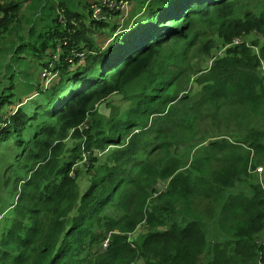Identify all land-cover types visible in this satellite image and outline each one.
<instances>
[{
	"label": "trees",
	"instance_id": "trees-1",
	"mask_svg": "<svg viewBox=\"0 0 264 264\" xmlns=\"http://www.w3.org/2000/svg\"><path fill=\"white\" fill-rule=\"evenodd\" d=\"M55 1L35 3L65 19L55 13L39 33L32 25L5 64L18 69L10 59L22 61L29 47L27 55L51 77L44 83L38 68L18 71L30 90L15 96L22 104L16 108L5 106L13 94H0V147L15 152L10 169L21 178L8 215L2 213L0 264H199L203 255L206 264H264V182L257 172L264 169V46L261 57L242 44L216 60L198 77L197 100L176 95L196 23L218 15L231 42L259 30L264 18L256 12L249 26L245 13L222 12L236 0H115L136 6L121 27L112 22L118 7L94 1L78 11L76 3ZM23 5H0L4 36L21 30L11 31ZM96 6L106 18H94ZM104 30L112 37L102 49L94 31ZM171 47L159 63L157 54ZM137 82L144 83L133 106L111 118L99 113V105ZM91 117L99 119L93 144L122 147L101 167L107 175L80 196L71 175L76 161L62 150ZM211 126L221 141L207 137ZM164 181L166 190L150 203ZM141 224L147 232L132 240Z\"/></svg>",
	"mask_w": 264,
	"mask_h": 264
},
{
	"label": "rangeland",
	"instance_id": "rangeland-1",
	"mask_svg": "<svg viewBox=\"0 0 264 264\" xmlns=\"http://www.w3.org/2000/svg\"><path fill=\"white\" fill-rule=\"evenodd\" d=\"M63 1L67 3L71 8L75 7V3L77 4V7L74 8L78 11H81V5L85 3H90L94 1H102V0H58ZM104 2H107V0H103ZM238 5L235 3H232L229 6H226L223 8L222 12H225L226 14L228 12H231L232 14L236 11H241L242 15L245 13L247 15L248 25L251 26V20L254 18V15L256 12H259L260 16L264 18V0H241V1H235ZM136 6L132 2V5L129 6V9L125 12L122 10L118 11L116 15L118 14V18L115 19V21H112L117 26H125L131 19V15L135 12ZM119 12H122L121 14ZM59 14V16L62 19H65L64 15H60L57 11L54 12V14ZM237 16V15H236ZM219 16H213L208 21H202L196 23V26L194 28L193 26V32H194V43L193 47L191 46L190 49L193 48L192 52L187 56L184 66H187L189 68V71L187 74L180 75V82L178 83L179 92H176V95L179 96V98L182 97H188L191 101H195L198 99V94L200 93L202 86L198 85V77L200 74H204L206 71H209L213 65V63L218 60L219 58H222L226 56V54L229 52L230 49L234 48L235 46H239L242 44H245L247 47H250L252 54L257 55L258 57H261V49L264 46V19L262 21V24L258 29L260 30H250V32L247 35H242L240 37L233 36L232 41H226L225 40V34L231 33L232 31L227 28H221V26L217 23V20H219ZM241 27V26H239ZM97 34L94 31V36H96V42L98 46L102 49L107 48L111 41V35L110 32L106 33L105 30L99 33V31H96ZM88 34L91 33L90 30L87 32ZM23 34V31L20 30L18 33L13 34L10 37V40L6 39V37L3 35V33H0V94L2 92L8 93V95L13 94L9 98H6L5 100V106L8 110L10 108H16L20 104H15L18 99H16L15 96L18 97H25L24 91H29V87L25 85V82L23 81V78L20 77L18 71L22 72H29L33 73L37 70L39 67V64H35L32 57L27 55V52H30V48L26 47L24 50V54L26 56L25 59L22 61H19L16 56L11 58L10 65L12 64L13 60H15V63H21L18 66V69H15L14 66H7V54L8 50H12L11 53H14V48L17 49L19 46H23L26 42H23V40L20 39V35ZM87 34V35H88ZM26 40V39H25ZM5 47V51L3 53L2 48ZM190 49L188 52H190ZM170 52L173 53L172 47L169 48V50L166 53H158L157 54V60L158 62H164L167 61L166 54ZM6 55V56H5ZM84 58V57H83ZM84 60L81 61L82 64ZM262 64H264V61L261 60ZM5 65V66H4ZM41 65V63H40ZM30 68V69H29ZM160 67L155 66L153 68V71H157ZM264 68V66H263ZM15 69V70H14ZM14 70V71H13ZM262 70V68H259V71ZM262 71H260L261 73ZM191 73H193L191 75ZM210 73V71L208 72ZM25 76V74H23ZM51 77V74L49 71H46L45 68H38L37 72V78L39 82L47 83L48 79ZM30 78L33 79V76ZM56 79V78H53ZM144 82H137L136 86L129 87L124 93H116L113 94L111 97H109L105 102L106 108L110 110L109 118L122 114L125 112L130 106H133V103L136 99V95H140L141 92H138L139 88L143 85ZM14 85V87H13ZM24 103L27 102L23 100ZM10 103V104H8ZM15 104V105H12ZM102 105V104H101ZM99 105V108L101 107ZM98 108V111H99ZM101 114V113H100ZM102 115V114H101ZM99 119L96 117H91L89 119L88 123H86L84 126L81 127L80 135L76 138H70L65 140V147L62 150V155L65 154L66 161H72L75 160V164L72 166V172L71 175L75 178L76 183L80 187V196H83L92 186V184L95 181H98L103 175H107V170H100L103 164H106L110 161V158H112V153L119 149L121 146H108L105 148L97 147L95 144H93V139H89L96 134L95 126L98 123ZM171 124H169L170 126ZM163 127V125H162ZM212 127V126H211ZM88 130L89 134H84V131ZM183 132H180L182 134ZM83 134V135H82ZM207 137L212 138L211 140L214 141H221V137H223L221 134L218 133L217 130H215L214 127H212V130L209 131V133H206ZM133 135V134H132ZM130 135V136H132ZM91 142L89 147L87 146V143ZM0 234L2 233V228L5 225L4 217L8 215V209L14 202V193L11 192L12 189L15 187L14 184L18 183L17 187L21 183V178L16 180L12 174L11 167L13 168L16 165V157L15 152L8 149L7 145H4L0 147ZM100 174L98 176V173ZM257 172L259 173L260 177V183L264 182V169L262 167H259L257 169ZM98 176V177H97ZM168 186V182L164 181L162 182L158 187L157 191L153 193L152 200H150V203L154 200H157L160 193L164 192ZM2 213H7L2 214ZM213 234L216 230L213 226H210ZM147 232V228L145 224H141L138 226L137 230L130 235L132 240H139V237ZM216 233V232H215ZM264 238V235L261 239ZM207 258L205 255H203L200 258L199 264H206Z\"/></svg>",
	"mask_w": 264,
	"mask_h": 264
},
{
	"label": "crops",
	"instance_id": "crops-1",
	"mask_svg": "<svg viewBox=\"0 0 264 264\" xmlns=\"http://www.w3.org/2000/svg\"><path fill=\"white\" fill-rule=\"evenodd\" d=\"M4 1H12V0H0V5H2ZM13 1H16V0H13ZM19 1H22L24 5L22 7V11H20V19L18 20L16 24L13 25L11 31H14L18 26H21L20 28L23 31V36H25V38L27 39L28 31L31 28V26L34 25L38 33L43 31L45 29L44 28L45 21L48 22L51 20L50 18L51 16L52 17L54 16L55 10H50L49 13H42L41 8L43 7V5L36 4L35 0H19ZM59 2L61 1H58V0L55 1L56 4ZM11 36L12 35L10 34L5 35L6 39L8 40H10ZM32 41L34 42L33 38H32ZM2 51L4 53L5 47L2 48ZM7 55H8L7 57H9L11 55V51L8 50Z\"/></svg>",
	"mask_w": 264,
	"mask_h": 264
},
{
	"label": "built area",
	"instance_id": "built-area-1",
	"mask_svg": "<svg viewBox=\"0 0 264 264\" xmlns=\"http://www.w3.org/2000/svg\"><path fill=\"white\" fill-rule=\"evenodd\" d=\"M125 3V2H124ZM123 3H121V5H122ZM102 5L103 6H107V5H109V8H112V9H114L115 7L117 8V9H119V7L121 8V6H117V2L114 0H107V2H104L103 0H102ZM116 9V10H117ZM107 17V15L105 14V13H103V8H102V6H96L95 7V10H94V18L95 19H102V18H106ZM260 241H264V238L263 239H261ZM108 240H106V242H105V244H104V247L105 248H107V245H108Z\"/></svg>",
	"mask_w": 264,
	"mask_h": 264
},
{
	"label": "water",
	"instance_id": "water-1",
	"mask_svg": "<svg viewBox=\"0 0 264 264\" xmlns=\"http://www.w3.org/2000/svg\"><path fill=\"white\" fill-rule=\"evenodd\" d=\"M131 5L130 2H125L121 5V8L118 10L117 12L122 10L123 12L127 11L129 9V6ZM118 16H116L115 18L112 19V21H115V19H117ZM126 26V25H125ZM123 26V27H125ZM99 113H101L102 115H105L107 117H109L110 115V110L106 108V103H102L101 107L99 108Z\"/></svg>",
	"mask_w": 264,
	"mask_h": 264
}]
</instances>
